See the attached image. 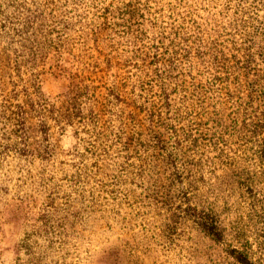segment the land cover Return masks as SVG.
<instances>
[{"label": "rangeland", "instance_id": "1", "mask_svg": "<svg viewBox=\"0 0 264 264\" xmlns=\"http://www.w3.org/2000/svg\"><path fill=\"white\" fill-rule=\"evenodd\" d=\"M147 1L0 0V264H264V0Z\"/></svg>", "mask_w": 264, "mask_h": 264}, {"label": "trees", "instance_id": "2", "mask_svg": "<svg viewBox=\"0 0 264 264\" xmlns=\"http://www.w3.org/2000/svg\"><path fill=\"white\" fill-rule=\"evenodd\" d=\"M148 1H150V0H148ZM175 1L178 2L179 5H175V7L173 9H169L166 13H164V9L163 8H159L158 11H157V13H156V15L154 17L152 15H150L149 18H151L152 20L156 21V23H158V21H164L163 18L166 17L169 20H172L173 23H177V25L179 27L188 29V27L186 26L185 20L187 18L189 20L192 19V15H189V8H191L194 5L193 4H189L188 2H186L185 4H181L182 1H178V0H175ZM255 1L256 0H209L208 2L207 1L206 2L209 4L208 7L210 9H207V7H203V8H206L207 11H210L211 8L215 7V6H212L213 3L214 4L215 3H219V4L220 3H225L227 6H236V5H240V4H243V3H245V4H249V3L254 4ZM162 3H163V1H162ZM141 4L142 3L139 2L137 5H141ZM196 17L198 19H200L199 17H201V16H199V17L196 16ZM197 18H193L192 19V21L194 23H196V22H200L201 23L200 25H197L195 27V33L198 36H200L202 38V40L204 41L205 40V37L207 36L206 34L208 32H210V29H207V27H208L209 24L206 25V22H205L206 19H204V22H203V21L198 20ZM29 28H30V25H28V29L27 30H29ZM196 29H198V30L196 31ZM212 30H214V32H217V30L215 29V26L212 27ZM25 41L26 42H29V44L26 45L25 49L28 50V51H30V53H31V54H29L30 56L27 59L28 60H32V61H26V62L27 63H30V64L32 63L31 64V67H30V70H33V69H35V66L37 64L35 60L39 59L42 54H41L40 49H37V47H35V45L33 44V42L35 41V39L32 40L30 38H28V39L26 38ZM15 42H17V41H15ZM8 47H9L10 50H14L15 49L16 52H8V53H5V59L8 60V61H10V62H12V59H11V55H12V56H14V59L16 61L18 59V57H20L22 55V53H19L18 52L19 49H17V47H12V46H8ZM16 68H17V71L20 73L21 69L23 68V64H21V62H18L17 61ZM19 68H21V69H19ZM30 72L33 73L34 71H30ZM38 77H39L38 74H34V77L31 78L32 81L34 82V85H35V81L38 80ZM34 85H31V86L34 87ZM37 101L40 102V103H43L44 100L41 97H38ZM261 153H262V156L264 157V147H263ZM215 231H217V230H215Z\"/></svg>", "mask_w": 264, "mask_h": 264}]
</instances>
